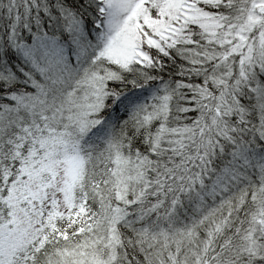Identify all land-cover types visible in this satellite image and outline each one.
<instances>
[{"label":"snow or ice","instance_id":"6c2138e0","mask_svg":"<svg viewBox=\"0 0 264 264\" xmlns=\"http://www.w3.org/2000/svg\"><path fill=\"white\" fill-rule=\"evenodd\" d=\"M0 264H264V0H0Z\"/></svg>","mask_w":264,"mask_h":264}]
</instances>
